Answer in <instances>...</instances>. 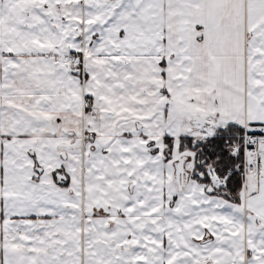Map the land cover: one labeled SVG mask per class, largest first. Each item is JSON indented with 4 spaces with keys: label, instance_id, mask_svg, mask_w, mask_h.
I'll list each match as a JSON object with an SVG mask.
<instances>
[{
    "label": "snow or ice",
    "instance_id": "snow-or-ice-1",
    "mask_svg": "<svg viewBox=\"0 0 264 264\" xmlns=\"http://www.w3.org/2000/svg\"><path fill=\"white\" fill-rule=\"evenodd\" d=\"M0 264H264V0H0Z\"/></svg>",
    "mask_w": 264,
    "mask_h": 264
}]
</instances>
